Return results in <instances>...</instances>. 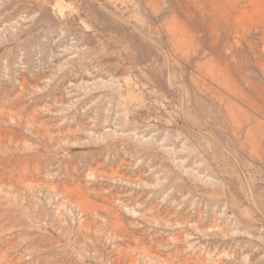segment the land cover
<instances>
[{
  "label": "rangeland",
  "instance_id": "1",
  "mask_svg": "<svg viewBox=\"0 0 264 264\" xmlns=\"http://www.w3.org/2000/svg\"><path fill=\"white\" fill-rule=\"evenodd\" d=\"M0 264H264V0H0Z\"/></svg>",
  "mask_w": 264,
  "mask_h": 264
}]
</instances>
